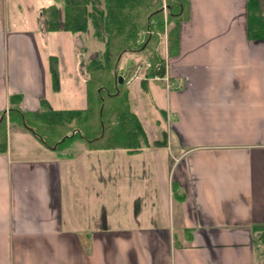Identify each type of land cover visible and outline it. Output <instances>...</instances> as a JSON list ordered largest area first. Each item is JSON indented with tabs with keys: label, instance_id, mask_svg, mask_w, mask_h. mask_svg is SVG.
Wrapping results in <instances>:
<instances>
[{
	"label": "crops",
	"instance_id": "0c3cea01",
	"mask_svg": "<svg viewBox=\"0 0 264 264\" xmlns=\"http://www.w3.org/2000/svg\"><path fill=\"white\" fill-rule=\"evenodd\" d=\"M58 1L0 0V115L11 95L21 96L25 111L42 99L55 109L86 107L84 65L97 55L87 54L84 36L98 38L93 27L64 30ZM46 3L59 6V30L43 27ZM170 28L154 45L177 88L157 79L129 86L149 146L87 149L84 142L58 152L8 124L0 264H264L262 230L253 228L264 225V38L248 36L247 0H187L172 39ZM146 56L127 53L119 67ZM150 88L166 98L158 108L165 145L153 144L162 138L160 121L150 126L153 138L143 121L152 113L141 89ZM89 154L90 177L82 160ZM88 180L112 192L90 212L73 203L72 183Z\"/></svg>",
	"mask_w": 264,
	"mask_h": 264
},
{
	"label": "trees",
	"instance_id": "16d2710c",
	"mask_svg": "<svg viewBox=\"0 0 264 264\" xmlns=\"http://www.w3.org/2000/svg\"><path fill=\"white\" fill-rule=\"evenodd\" d=\"M187 0H63V29L72 33L94 28L96 37L104 43L101 52L84 65L87 105L83 109H55L46 99L36 111L20 108L21 96L11 95L8 113L0 115V153L7 150L8 124L29 130L41 142L58 152H69L76 140L87 149L127 148L135 151L149 146L145 128L131 107L129 87L119 83L117 71L127 53L150 51L149 59L163 61L154 52L157 35H147L139 43L142 31L164 30V9L172 24L169 39L178 31ZM60 9L53 3L42 10L46 31L60 29ZM248 36L264 38V0H247ZM171 41V40H170ZM163 67V66H162ZM53 89H60L58 59L50 58ZM161 69L158 73L163 74ZM155 72L152 71L151 74ZM166 131L155 145H165ZM262 230L264 225L256 224Z\"/></svg>",
	"mask_w": 264,
	"mask_h": 264
},
{
	"label": "rangeland",
	"instance_id": "374dc122",
	"mask_svg": "<svg viewBox=\"0 0 264 264\" xmlns=\"http://www.w3.org/2000/svg\"><path fill=\"white\" fill-rule=\"evenodd\" d=\"M52 2L57 3L58 5H61V3H59L58 0H52ZM50 3H46L45 6L49 5ZM102 4V3H99ZM88 35H85V45L88 49L87 54L91 55L94 54V56L98 55L99 52L102 50L103 48V43L100 42L98 39H92L91 41L86 40V37ZM77 48V45H76ZM82 50L80 49L79 53ZM145 54L146 51H145ZM137 84V83H136ZM136 84L133 85V87L137 86ZM158 83H151V86H157ZM142 91V99L143 101L149 106V109H151L152 115L150 114L149 117V122L146 120V118L143 117V121L146 123H151L149 125H147L148 127V131L150 134V138H153V136H155V132L153 130L150 129V126H152L154 124V127H156V122H154V120H159L160 123L158 125V135L160 136V138L162 137V130H167L168 125L166 124V122H164V120H162L161 114L158 110V108H162L165 105L166 102V98L164 96L163 93L159 94V92L156 93V91L152 90L151 88L149 90H143ZM131 101L134 102L136 99V95L134 94V92L131 93L130 95ZM134 108V107H133ZM142 116V114H141ZM81 143H84V141L82 140H76L75 143L73 144V148H77ZM93 156L92 155H86L84 156V158L82 159L85 167H86V172L88 174V176H92V171H91V163L93 161ZM103 167L106 170L108 167V161L105 159L103 160ZM83 183H72L73 188H75L73 190V203L74 206L81 210V211H88L90 212L91 210L95 211L97 209V207H99V205L101 204V202H107V198L108 195L111 194V190L109 189L108 186H104V184L101 183H93L91 180L87 181H80Z\"/></svg>",
	"mask_w": 264,
	"mask_h": 264
},
{
	"label": "built area",
	"instance_id": "2783aa9c",
	"mask_svg": "<svg viewBox=\"0 0 264 264\" xmlns=\"http://www.w3.org/2000/svg\"><path fill=\"white\" fill-rule=\"evenodd\" d=\"M164 10L166 12L167 7L164 5ZM155 31L153 30H147L142 31L139 35V42H143L147 34H154ZM167 33V24H165L164 31L157 32V35H159L160 38H162L163 35H166ZM156 46V45H155ZM155 53L157 51V47H155ZM163 66V67H162ZM169 66L165 59L163 61H158L156 63H153L149 58H144L141 61L137 62L131 67H125L121 71H119L120 76H122L123 81L130 86L135 81L139 80H149V79H157L162 80L166 83L167 88H177V84L173 82L169 76ZM163 69V74H159L158 72ZM154 71V74H151V72Z\"/></svg>",
	"mask_w": 264,
	"mask_h": 264
},
{
	"label": "water",
	"instance_id": "95a60500",
	"mask_svg": "<svg viewBox=\"0 0 264 264\" xmlns=\"http://www.w3.org/2000/svg\"><path fill=\"white\" fill-rule=\"evenodd\" d=\"M122 81H123L122 76H119V77H118V82H119V83H122Z\"/></svg>",
	"mask_w": 264,
	"mask_h": 264
}]
</instances>
